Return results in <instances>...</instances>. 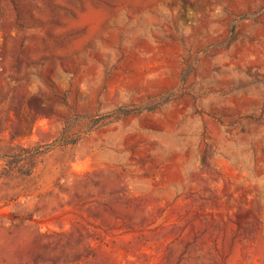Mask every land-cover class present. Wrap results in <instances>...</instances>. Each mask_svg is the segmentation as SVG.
<instances>
[{"label":"rangeland","instance_id":"374dc122","mask_svg":"<svg viewBox=\"0 0 264 264\" xmlns=\"http://www.w3.org/2000/svg\"><path fill=\"white\" fill-rule=\"evenodd\" d=\"M0 264H264V0H0Z\"/></svg>","mask_w":264,"mask_h":264}]
</instances>
